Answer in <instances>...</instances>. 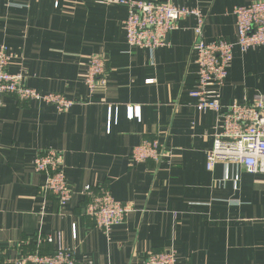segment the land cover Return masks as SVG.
Returning a JSON list of instances; mask_svg holds the SVG:
<instances>
[{"label":"crops","instance_id":"crops-1","mask_svg":"<svg viewBox=\"0 0 264 264\" xmlns=\"http://www.w3.org/2000/svg\"><path fill=\"white\" fill-rule=\"evenodd\" d=\"M162 2L164 0H145ZM257 0H172L205 18L203 39L236 43L233 9ZM127 10L103 0H0V46L9 72L40 94L74 105L64 113L4 97L0 110V264L44 251L51 237L76 264H144L150 252H176L175 264H264V178L237 165L206 169L216 132L213 112H198L194 17L177 23L167 45L129 47ZM220 104L264 97V47L234 46ZM92 56L106 64L89 94L83 73ZM138 108L130 117L128 108ZM158 138L168 157L134 164L133 148ZM55 150L71 191L60 206L44 193L34 159ZM87 186L129 204L109 235L85 214ZM50 245V244H49ZM53 250V245H50Z\"/></svg>","mask_w":264,"mask_h":264},{"label":"built area","instance_id":"built-area-1","mask_svg":"<svg viewBox=\"0 0 264 264\" xmlns=\"http://www.w3.org/2000/svg\"><path fill=\"white\" fill-rule=\"evenodd\" d=\"M119 3L127 10L123 22L126 43L129 47L154 51L167 45V36L175 31L177 23L186 17L197 21L193 29V46L197 80L190 96L196 100L198 112L211 111L216 116V132L212 147L206 153V169L212 171L216 164L226 168L237 165L250 175L264 178V97L252 102L234 103L223 107L220 104L219 89L224 85L232 60L234 46L241 51L264 47V0L251 2L247 6L233 9L235 18L236 43L223 39L205 42L203 27L205 18L197 10L178 7L172 0L151 2L145 0H103ZM13 54L0 46V110L2 98L9 97L19 103L39 102L53 106L58 113L67 112L74 103L56 93L40 94L24 86L21 77L9 72ZM106 64L102 56L89 58L83 73V82L89 94H94L98 85L104 82ZM130 117L138 115V108H128ZM158 138L146 140L133 148L130 154L134 164L153 162L158 164L168 157ZM33 170L45 177L44 193L51 194L60 206H64L71 196L63 170L60 152L47 150L33 161ZM88 201L84 208L95 226L109 235L113 227L124 223L131 211L129 204L114 200L106 190L84 188ZM46 242L53 245L50 253L39 251L28 253L10 264H76L72 250L63 248L60 237L57 246L51 237ZM176 252L166 250L147 254L144 264H175Z\"/></svg>","mask_w":264,"mask_h":264},{"label":"trees","instance_id":"trees-1","mask_svg":"<svg viewBox=\"0 0 264 264\" xmlns=\"http://www.w3.org/2000/svg\"><path fill=\"white\" fill-rule=\"evenodd\" d=\"M47 195L52 196L51 194H47ZM43 244H47L48 246L45 248L44 251H39V252L42 253V254H46V253L48 254V253H50V252L52 251V248H51V246H50L47 242H45V241H42L41 243H39L40 249L42 250L41 246H43Z\"/></svg>","mask_w":264,"mask_h":264}]
</instances>
